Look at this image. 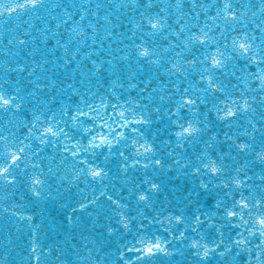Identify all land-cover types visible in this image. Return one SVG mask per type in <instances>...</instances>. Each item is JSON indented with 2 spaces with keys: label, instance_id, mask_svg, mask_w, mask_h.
Returning a JSON list of instances; mask_svg holds the SVG:
<instances>
[{
  "label": "water",
  "instance_id": "95a60500",
  "mask_svg": "<svg viewBox=\"0 0 264 264\" xmlns=\"http://www.w3.org/2000/svg\"><path fill=\"white\" fill-rule=\"evenodd\" d=\"M217 1L219 2V0ZM259 1L260 0H257V2ZM107 2H109V6L103 8L105 14L103 16H98V21L95 16L89 17L92 21L96 20V22L93 21L94 24L99 25L98 32L100 39L97 40L96 44H92L91 40H89L87 44H81L79 42L71 44L69 46V52L73 59L70 64L65 63L66 57L63 48L57 47L54 40L43 42V37L41 35L40 37L34 38L36 44L32 46L30 50L24 51L23 48L18 50L16 46H14V50H11L4 46L0 50V55L5 54L7 59L0 62V67L3 68L5 65H8L11 60L10 58H16V61L20 62L21 58L24 56V52H28L29 55L38 53L39 57L43 59L40 61L35 60L37 62L36 65L32 64L34 59H29L24 69H22L20 64H17V67L14 68H5L7 75L11 77L14 76L13 70L17 69L18 73L21 74L22 70L35 68V72L32 75L24 71V75L19 77V82L24 93L39 96V101L42 103L38 104V106L43 108L44 112L55 113L59 111L57 115L62 116L65 120L68 119V115H75L73 114L75 111L74 107L87 112L89 111L88 105H92L100 111V118L97 120V124H103L107 120L108 123H111L114 128L119 130V126L116 125L113 120L107 119L112 115L111 106L113 102H108L111 99L110 97L113 98L114 95H119V97H117L119 105L124 108H131V106H134L132 109L141 113L142 103L144 102L143 96L148 94L147 87L149 88V81L146 80L148 75H154L164 79L165 85L171 86L168 87L167 91H173V93H175L177 89H183L182 86L184 82L181 78L179 80L177 77L174 78V76L168 72V69L171 67V63L169 62L170 60L172 62L171 58L166 57L157 59L156 56L154 59L159 60V63L148 64L143 58H139L134 54L135 44L143 43L145 46L150 44L155 51L157 50V47L152 44V42H157L154 41L157 35H148L149 27L147 25V20L142 19L141 16V13H143L144 17L151 14L138 11L139 7L132 5L130 0H107ZM199 2H204V0H199ZM158 4H160L161 7L158 6L152 9L156 17L161 16V18L166 21L174 17V15H172L174 9L170 7V5L166 6L167 3L163 1L158 2ZM213 5L216 7L217 4L213 2ZM253 11H258V8L252 7V10L246 12L248 15H253ZM246 12H243L245 16H247ZM61 14H63V10ZM105 15L108 16L111 23L105 21ZM212 15H216V11H214ZM128 16L132 18V21H126ZM259 16L264 17V15L261 14H259ZM21 17V20L25 21L27 14H22ZM74 18L77 20V17ZM202 20L206 22L205 18H202ZM188 21L189 20L185 16V24ZM194 21H196V23L199 22L198 20ZM250 21L252 23L257 22V20ZM137 23L142 24L141 29L135 28ZM215 23L219 24L220 21H216ZM211 27L213 31H217L214 22ZM105 29H107V32ZM108 32L112 34L108 35ZM171 32L172 31L169 32L170 35H172ZM218 33L217 31V34ZM60 34L65 37L62 43L66 42L67 30L61 31ZM225 35H229V33L226 32ZM73 39L75 40V38ZM149 40L153 41L149 42ZM76 49H79V52H77ZM166 55H174L176 61L178 60L175 53L170 49L166 50ZM179 56L183 57L185 53L181 52ZM93 60L96 61V67H93ZM109 60L112 61L111 64L107 62ZM129 67H131V71H128ZM97 68L100 70L97 71ZM133 79H135L134 82H131ZM140 79L142 80L139 81ZM135 81H137L136 84H134ZM189 82L192 81L185 78V88L189 86ZM69 85H71V87H69ZM151 85L157 86L158 84ZM125 87L132 88V91H128L131 92L130 95L125 90ZM192 87L193 89L196 88L193 85ZM10 88V85L5 87L6 90L12 93ZM232 91L234 92L233 89ZM149 94L156 100L153 92L150 91ZM196 94L200 96L205 95L199 91H197ZM159 95L170 99L169 102L164 104L165 109H163L164 113L170 114V118H172V124L168 133V137L170 138L169 142L173 144L179 143L174 132L177 130L175 126L176 117L174 115V102L176 99H179V95H167L165 92L161 91H159ZM208 104H211V102ZM102 105L106 107H102ZM222 106L223 105H221V107ZM211 108L212 104L210 109ZM61 109L68 115H62ZM103 109L105 111L104 113ZM182 111H184V109H182L181 112ZM194 114H198L200 118L206 116V119H210L215 123L214 119H216V117L212 115L210 111L207 115H201L198 109ZM91 115L96 116V112H92ZM181 117L185 118V114L181 113ZM78 119L82 121L76 123V125H72L70 122L65 130L76 139H81L82 133H85L84 137H87L88 133L85 132L84 129L91 127L92 123L88 117H79ZM44 121L45 120H40L38 122L40 124L37 126L41 127L45 125ZM180 122L183 123L184 120L181 119ZM139 128L143 135L131 132L130 129L126 130L128 140L120 144H115L112 151L117 153L123 148L122 145L126 144L123 151L127 152L132 147L133 140L141 142L143 139H146V141H148L149 129L147 132L144 131L142 127ZM246 130L248 129L245 128L240 130L241 137L238 142L248 140V137L245 135ZM103 131L107 132L108 129L104 128ZM1 135L5 136L4 132H2ZM23 137L24 135L20 136V138ZM29 139L31 138L25 139V141ZM235 139L238 140V137ZM37 140L38 138H35L32 142L34 148L30 142L32 146L30 149H32V151L39 145V140ZM260 140L261 139H258L257 143L256 139L254 143L252 141L249 142L253 143V147L256 145V150H258L260 147ZM81 142H83L84 145L87 144L86 139H82ZM182 143L186 150L180 151L176 153V155H174V152H169V156L173 158L170 164L178 165L175 163L177 158L182 159L183 165H185V162L193 164L190 171L191 174L196 173L194 166L200 167V161L190 157L192 150V147H190L191 143L189 144V142L183 141ZM197 143L196 147L202 149L208 142L205 137H200L197 139ZM225 145V142L217 144V142L214 141V143L210 145L212 150L209 152L214 157L221 156L223 161L233 156L238 157L236 162L239 163H245V161L249 159V154L240 158V154L232 152L230 148H227ZM45 147L47 146L44 144V147L39 153L45 151ZM45 154L47 156L51 155V158H47V160L53 161V164L48 166L59 168V170L55 172H62L64 175L67 173H74L73 170L68 169L70 167L64 168L63 166V163L67 161L76 160L71 153H58L57 156H53L49 152H45ZM97 154L98 156L102 155V157L99 158L101 162L102 159L105 158L104 155H106V152H101L100 150ZM81 155H84L86 158L92 154L81 150ZM192 155H197V152H192ZM65 157H67V159H65ZM121 160L123 159H115L114 161L118 164ZM92 161V159H89V163H92ZM106 164H110V161L107 160ZM259 167V173L261 174L264 165L259 164ZM165 168L168 169L170 173V176L167 178L166 186L163 190H161V187L158 188L159 191L157 192H152L149 186L144 192L151 193L147 202L139 200L137 196L138 192L133 191L137 183L133 185V187L128 188L129 183L127 181V176L122 178V182L125 183L116 191H112L111 189V184H113L115 180L112 182L107 180H103L102 182L99 181L87 189L85 182H82L81 185L78 186V177L76 175L71 184L66 183V186L73 190L72 193L67 188L62 189V183L56 182L55 179L49 181L45 180L46 184L42 194L40 197H37L32 191L31 179H25V175H22L23 173L28 175L26 172L34 170L32 166H26L25 170L21 167L15 169L17 178L15 183H2V185H0V194L4 196L2 200L0 198V204L8 202L7 205L0 206V264H37L31 251L33 241H35L37 246L36 255L40 256V264H57L56 255L60 253H62L61 260H63L65 264H95L97 259H99L100 264H125V262L129 260L131 264H140V262L136 260V255L138 254L127 251L125 246H139L138 239L141 236L148 240L159 238L172 252V255H159L153 261V264H201V258L194 255L196 250L191 247L192 239L200 238V234H203L205 237L204 242L208 243L209 247H214L212 241L215 240L218 243H227L228 235L231 234L234 236L235 233L228 224L223 225L224 219L223 217H219L217 212L215 216H211V219H209L204 209L200 213H197L198 207L204 208L198 192V181L192 185H188V183L185 182V175L181 172L183 168L177 167L172 170L168 165ZM138 169H140V167L133 171L138 172ZM128 170L129 168H124V170L119 169L115 172L116 175H119L123 171L125 172ZM154 170V168H148L143 171L152 176L148 179L149 183L151 180H157L158 178L157 174L152 172ZM160 173L161 178H163L166 171ZM202 173L203 172L200 174ZM202 175L206 176L204 174ZM81 176H84V174ZM190 177L191 176H189V178ZM252 177L253 180L250 181V183L256 182L257 179L254 178L255 176L252 175ZM58 178L60 179V177ZM208 178L209 179L206 180H210L209 175ZM144 184L145 182L142 183V185ZM224 191L226 190L222 187L218 188L217 193L211 191L207 200L216 198L224 199ZM128 192H131V195L128 196ZM163 194L166 195L168 200L160 204L158 203V199L162 197ZM233 195L237 194L233 193ZM109 196L112 197L111 200L108 199ZM18 197H20L21 200L17 199ZM13 199L17 203L16 207L19 208V212L8 210L10 205L15 203ZM125 199H127V201L124 203L123 201ZM231 199L232 197H227L226 202L228 203V200L231 201ZM117 200L120 202L119 204L116 203ZM81 204L84 205L83 208H81ZM138 207H140V209L142 208L141 211L136 210ZM210 212L211 211H209V213ZM194 214L200 216V225H197L196 221L192 219ZM170 215L187 216V228H185L187 229V231H185V237L187 239L174 238V236H176L175 228L179 227L181 231H184V227L183 225L166 226L165 222L168 221L167 217ZM28 217L32 219L29 220ZM124 217L128 218V228H124L123 224L120 223ZM156 220L163 221V223H156ZM217 222L219 223L217 224ZM224 222L226 221L224 220ZM193 227L197 228L198 232L193 231ZM110 228L115 229V231L110 232ZM165 229H167V231ZM220 231L225 233L223 241H221L219 236ZM49 250H52L51 253ZM222 250V247L218 249V251ZM76 253H79V256ZM121 254H123V258ZM246 257L247 254L242 252L240 256L235 257V260L237 264H245ZM222 259L223 258L218 256L213 257L211 258L210 264H220Z\"/></svg>",
  "mask_w": 264,
  "mask_h": 264
},
{
  "label": "snow or ice",
  "instance_id": "6c2138e0",
  "mask_svg": "<svg viewBox=\"0 0 264 264\" xmlns=\"http://www.w3.org/2000/svg\"><path fill=\"white\" fill-rule=\"evenodd\" d=\"M49 3L50 0H0V20H11L19 17L21 14L36 13L40 9L47 8ZM91 3L92 0H82L81 7L75 13L69 11V8L76 9V4L71 3V0L69 7H64L63 0L60 3L53 4V7H63V14L58 17L50 12L51 20L56 22L55 30L50 27L40 30L42 37L46 41L54 40L57 47L63 48L66 64H70L73 59L69 52L71 44L75 42L87 44L89 40H91L92 44H96L97 40L100 39L98 32L99 25L94 24L89 19L90 16H96L97 21L99 20L97 13L90 11ZM130 3L137 7L150 8L153 0H146V2L130 0ZM83 5H89V7L86 8ZM95 7L98 12L101 4L96 3ZM175 7L178 10H182V0H175ZM240 7L242 5H236L235 0H221L216 5V15L212 16L211 19L219 35L207 23L203 27H198L197 31H192L191 27L179 24V20L176 21L179 24V30L174 31L177 39L172 45V50L179 48L182 53H188V55L172 63L168 72L176 74L178 80L186 74L196 73L201 86L198 89H193L191 82H189L187 88L177 89L173 93V96L179 95V99H176L174 102L175 126L177 129L175 136L178 138V142H191L206 131L208 126L203 121L195 118L187 119L181 117V110L187 109L188 112L195 113L198 111V104L206 105L211 102L212 108L209 111L214 112L216 119L223 122L226 127L231 128L233 125L243 127L244 125L240 122L245 121L247 123L248 130H246L245 135L248 137V140H244L243 142L233 141L231 147L236 150L237 154L247 155L254 153L255 160L264 165V131L260 132V150L256 151L253 147L256 139L255 133L259 129H264V23L257 24L255 31L243 29L238 32V26L241 25L242 17L245 16V13L240 11ZM247 7L251 10L253 5L248 3ZM191 8L193 10L200 8L204 9L205 12L207 11V6L201 4L199 0H191ZM259 11L264 15V0H260ZM77 14L79 15V20L74 18ZM199 15V12H194L193 18L195 19ZM141 16L142 19L147 20L149 27L148 35L150 36H156L158 33L163 34L165 30H172L171 25L167 24L166 20L161 17H153L151 15L144 17L143 13H141ZM104 19L107 23H111L107 15H105ZM216 21H220V23L216 24ZM62 26L67 28V41L64 43L62 41L65 40V37L61 36L59 31ZM32 27L33 25L29 24V29ZM141 27V23L135 25L136 29H141ZM105 31L107 32V29ZM226 32L237 34L229 37L225 35ZM111 34V32H108V35ZM22 36L24 38H20V35L13 37L12 40L8 41V44L19 48L35 46L36 41L34 38L29 37L28 31H25ZM2 42L0 41V43ZM134 47V54L137 57L143 58L149 64L159 63V60L154 59L157 53L150 44L148 46H145L143 43L135 44ZM76 51L79 52V49H76ZM240 60L247 61L249 65L255 66L256 71L250 73L252 79L259 82L255 87H249V82L244 75L237 77L236 62ZM107 62L109 64L112 63L111 60ZM36 63L35 60L32 61L33 65H36ZM92 64L93 67H96L95 60L92 61ZM230 64L231 68L229 67ZM99 70L97 68V71ZM34 72L35 68L28 70L29 75H32ZM233 78H235L236 83L232 82ZM150 83L151 81H149ZM232 89H239V93H234ZM160 91H163V88ZM197 91L205 95H197ZM18 92L19 90L17 89L16 94H12L5 89L3 84H0V113L12 112L14 114L20 110L22 98ZM160 99L163 100L164 97L161 96ZM221 105L223 106L221 107ZM102 107L106 106L102 105ZM88 108L89 111L87 112L77 108L75 115H68L61 109L62 115H68V119L65 120L62 116L58 117L56 114H52L50 118L45 119L44 123L46 126L43 127L37 126L40 117L39 115H34L33 119L29 121L30 126L27 128L28 136L25 139L38 134L36 138L39 139L40 144L53 143L55 140L57 146H59L58 138L60 137L72 141L71 148L67 144L64 145V152H70L73 157L77 158L78 163L85 166L83 171L87 175L102 181L105 175L104 169L90 164L87 158H81V150L89 152L92 155H95L97 150H101V152L106 150L110 153L115 144L128 140L126 130L130 129L131 132L143 135L140 132V128L135 125H147L151 121L145 118L143 114H138L132 108H124L119 104H113L111 106L112 115L107 119L113 120L119 126V130H117L107 120L103 124H97V120L100 118V111L92 105H88ZM156 111L159 112L160 109L156 108ZM92 112H96V116H92ZM257 115L259 116L258 120L255 119ZM79 117H89L92 126L84 129L88 133L87 137L76 139L65 128L70 122L72 125H76ZM181 119L184 120L183 123L180 122ZM57 120L59 122H56ZM61 125H64V127H61ZM104 128H107L108 131L104 132ZM225 138L232 139L228 133H225ZM82 139L87 140L86 145L81 143ZM210 139L213 141L216 139L214 133H210ZM25 147L27 146L22 141L17 143L15 140H10L0 135V182H14L16 180V176L14 175L15 169L20 168L21 164L28 158ZM132 147L135 155L145 160L152 159L155 154V149L146 140L143 143L133 140ZM119 154L124 156L123 152ZM128 159V157L124 159L123 166L125 168L129 167ZM132 159L133 166L140 162L135 160L134 156ZM197 159L200 161V167L194 166L195 172L200 174L203 169L204 172L202 174L209 175L210 180L218 181L215 187H222L226 190L223 192L224 199L217 200L215 206L218 210H222L223 219L234 231L235 235L229 234L227 243H218L214 240L212 241L214 247H209V244L204 242V235L200 234L199 240H191V247L196 250L194 255L201 258V264H210L211 258L216 256L223 258L220 264H237L235 257L240 256L243 252L247 254L245 264H264V169L256 177L260 181L259 185H256L255 183H249V181L253 180V177L249 176L247 172H242L241 169L234 170L236 175H231V173L226 174V165L221 156H218L216 159H212L211 157L203 159L197 157ZM154 163L161 167L164 166V162L161 159H155ZM176 163L178 164L179 161H176ZM144 167H148V165L145 164ZM48 171L51 172L52 169L49 168ZM31 183L32 191L37 197H40L46 181L40 177L33 176ZM150 187L151 189H158L159 185L151 183ZM202 187L207 190L208 184L204 183ZM233 193L237 195H233ZM150 194V192L144 193L141 190L137 193V196L139 200L147 202ZM229 196H232V199L230 203H227L226 200ZM108 199L111 200L112 197L109 196ZM116 203L119 204L120 202L117 200ZM83 207L84 205L81 204V208ZM28 219L31 220L32 218L28 217ZM192 219L196 221L197 225L201 224L199 215L194 214ZM167 220L169 225L182 226L185 224L186 218L183 215H170L167 217ZM155 222L163 223V221L159 220ZM120 223L123 224L124 228H128L129 226L127 217H124ZM165 230L167 231V229ZM192 230L198 232V229L195 227ZM109 231L114 232L115 229L110 228ZM185 231L187 229L181 231L179 227H176V236L174 238L187 239ZM219 236L221 241H223L225 233L220 231ZM138 244L139 246L132 245L131 247L125 246V248L127 251L138 254L136 255V260L140 264H153V261L161 254L172 255V252L159 238L148 240L141 236L138 239ZM221 247L223 250L218 251ZM31 251L37 264H40V256L36 255L37 246L35 241H33ZM49 251L51 253L52 250ZM76 254L79 256V253ZM61 255L62 253L56 255L57 264H65L61 260ZM121 256L123 258V254ZM95 264H100L99 259L95 261ZM125 264H131V261H126Z\"/></svg>",
  "mask_w": 264,
  "mask_h": 264
}]
</instances>
